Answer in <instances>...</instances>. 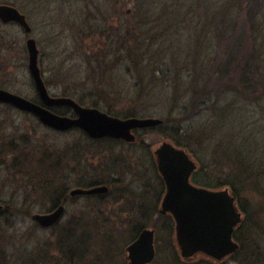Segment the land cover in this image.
I'll return each mask as SVG.
<instances>
[{
    "label": "rangeland",
    "instance_id": "1",
    "mask_svg": "<svg viewBox=\"0 0 264 264\" xmlns=\"http://www.w3.org/2000/svg\"><path fill=\"white\" fill-rule=\"evenodd\" d=\"M0 3L26 14L52 95L82 99L120 118L163 120L137 128L130 144L94 140L77 128L57 131L30 112L0 103V203L9 206L0 214V264H20L23 248L41 253V259L60 257L61 241L67 245L69 239L60 231L66 225L74 229L71 220L79 212L99 218L96 244L88 228L87 234L82 230L94 248L86 252L91 264H106V258L108 264H131L126 247L143 227L157 230L150 264H214L182 262L171 220L143 209L155 204L162 190L150 146L167 138L183 143L200 162L198 180L234 185L253 217L237 232L244 248L225 264L246 263L243 250L264 256V0ZM27 38L21 26L0 22V87L39 101ZM250 59V68L262 73L251 89L243 85ZM73 113L68 107L65 115ZM44 183L65 190L61 226L41 228L32 219L54 201L55 196L41 195ZM96 183L109 185L111 192L93 200L69 196L73 188ZM29 206L32 213L26 214L23 207ZM12 216L15 223L6 220ZM44 260L41 264H60Z\"/></svg>",
    "mask_w": 264,
    "mask_h": 264
},
{
    "label": "water",
    "instance_id": "2",
    "mask_svg": "<svg viewBox=\"0 0 264 264\" xmlns=\"http://www.w3.org/2000/svg\"><path fill=\"white\" fill-rule=\"evenodd\" d=\"M130 13V10L127 11ZM0 18L17 21L26 32L32 30L26 16L18 8L0 4ZM29 69L41 103L0 87V103L10 104L19 110L36 115L39 120L56 130L66 131L73 127L85 130L91 137L112 136L135 141L137 128H148L163 123L160 118H120L94 108L83 106L71 97L52 96L45 84L39 67V48L35 38L27 40ZM69 106L76 116L59 115L49 107ZM156 163L165 185L161 212L171 214L176 222V245L183 261L193 262L204 256L222 263L235 253L240 244L234 231L242 226L245 215L239 208L237 194L230 187L210 189L191 182L192 174L200 168L199 161L185 147L164 140L154 148ZM106 185L91 188H73L71 196L98 195L108 192ZM3 205L0 204V212ZM65 204L46 213H35L32 218L42 227L57 224L65 214ZM154 230L145 229L139 238L127 247L132 264H147L155 258Z\"/></svg>",
    "mask_w": 264,
    "mask_h": 264
},
{
    "label": "trees",
    "instance_id": "3",
    "mask_svg": "<svg viewBox=\"0 0 264 264\" xmlns=\"http://www.w3.org/2000/svg\"><path fill=\"white\" fill-rule=\"evenodd\" d=\"M250 41H251V39L248 38V40L246 42L249 43ZM250 57L252 58L253 56H250ZM251 61L252 60L250 59L247 62V66L249 68H248V70H246L247 72H245L247 74L246 75L247 78H246L245 82H243V85L245 86V88H249V89H251L252 87L256 86L255 82H257V78H256L257 75L258 74L260 76L262 75V73H259V72L255 73L254 72L255 68H253V69L250 68V66H252V64H253V63L251 64ZM221 75H224V74H221ZM204 89L206 90L207 88H204ZM74 99H76L81 104L84 103L82 99H79V98L78 99L74 98ZM52 110L55 111L56 113H59V114H65L66 111H68V107H55ZM176 143L179 144V145L185 146L183 143H180V142H176ZM206 183L207 184H205V185L212 186V187H215V186H218V185H221V184L222 185H228L237 193L238 198L240 196L239 190L236 189V187L234 185L228 183L227 181H219L217 183H211V182H206ZM44 184H45V187L42 189L41 195L43 197L44 196L45 197H48V196L54 197L55 196L54 201L52 202V205L49 207V209L47 211L51 210L53 207L57 206L58 204L67 201L66 199L61 200V196L63 194H65V190L63 188L61 189L59 186L58 187H52V186H47L46 183H44ZM97 184H99V183H96V185ZM107 195L108 194L100 195V196H94V197L88 196V197H84V198L90 199V200L102 199L103 197H106ZM75 198H78V197H75ZM67 199H68V197H67ZM239 205H240L241 209L243 210V212L245 213V222L247 220L249 221L250 218L252 219L253 217L250 214L249 209H247L243 204H241L240 200H239ZM8 207H9L8 205H5L4 211L1 213L2 215H4L6 210H8ZM23 208H24L23 212H25L26 214H31L32 213V209L31 208H33V207L29 206L27 209H25V207H23ZM13 216L11 218L7 217L6 220L12 222L14 220ZM98 220H99L98 217L91 216L90 214L87 217L86 213H82V212L77 213L74 216V218L71 220V221H74L73 222L74 225H75L74 229L67 230L66 229L67 225H66V227L63 226L61 231H60L61 236L64 234L63 235L64 237L69 238L68 242H67V245L66 244L64 245V242H63L64 239H62V241H61L60 257H56V256L48 257V256H45L44 259L49 258V259H52L54 263L55 262H57V263L59 262L60 264H83V263L84 264H91L89 261H86L87 260L86 252L88 250H94V248H92V249H91V247L89 248V241H88V243H87V241H84V237L82 235V233H83L82 230L84 229V233L83 234H87V230L86 229L88 228V232L93 234V236H92L93 240H92L91 244H93V245L96 244L97 239L95 237H97V233H98V226H99L98 225ZM12 223H15V222H12ZM56 226H58V224ZM59 226H61V223H59ZM80 227H81V230H80ZM78 233H80V235ZM75 235H77V237H75ZM75 238L77 239V244L76 245L73 244V241H74ZM236 238L241 244V247H240L239 251L237 252V253H239L244 248V241H242L240 239L238 233L236 234ZM108 248H109L108 250H110V247H108ZM18 251L22 255L19 258V261H21L20 264H34V263H36V264L40 263L41 264V263L46 262L44 259H41L42 258L41 257V253H37L36 252V256H34V255H32L33 251H31V250H29L27 248L18 249ZM242 254H244V256H246V260H248L244 264H264V256L261 257L263 254H261L260 256L255 255L256 253L254 254L251 249L243 250ZM98 259L100 261H104L103 255L99 256ZM104 262H106V264H108V258H106V261H104ZM92 264H94V263H92Z\"/></svg>",
    "mask_w": 264,
    "mask_h": 264
},
{
    "label": "flooded vegetation",
    "instance_id": "4",
    "mask_svg": "<svg viewBox=\"0 0 264 264\" xmlns=\"http://www.w3.org/2000/svg\"><path fill=\"white\" fill-rule=\"evenodd\" d=\"M5 4H8V3H5ZM8 5H12V6H14V7H16L17 8V6H15V5H13V4H8ZM20 10V9H19ZM20 12H22L21 10H20ZM23 13V12H22ZM25 16H26V14L25 13H23ZM26 19H27V16H26ZM28 21V20H27ZM0 22L3 24V25H10V24H16V25H19V26H21L22 28H23V30H24V32L28 35V38H30V37H33V36H31V32H32V30H31V32H26L25 31V28L19 23V22H17V21H9V22H5V21H3L1 18H0ZM28 23H29V21H28ZM30 24V23H29ZM27 38V39H28ZM34 38V37H33ZM36 40V39H35ZM36 42H37V40H36ZM37 45H38V43H37ZM40 50V49H39ZM137 129H134L133 130V133H135V131H136ZM135 135H136V133H135ZM137 136V135H136ZM91 139H94V140H102V139H111V140H120V141H123V142H126V143H130V144H133V143H135V141H132V142H129V141H126V140H124V139H122V138H116V137H112V136H106V137H102V138H91ZM136 140H137V138H136ZM175 143V145H177V146H183V145H179V144H177L176 142H174ZM158 143H155V144H152L151 146H150V148H151V155H152V158H153V161H154V164H155V166H156V171H157V173H158V175H160L159 174V172H158V170H157V163H156V158H155V154H154V147L157 145ZM185 148H187L189 151H190V149L188 148V147H186V146H184ZM201 166V165H200ZM200 170V169H199ZM199 170H197V171H195L193 174H192V176H191V182L193 183V184H195V185H198V186H205V187H211V188H221V187H226L227 185H218V186H215V187H212V186H207V185H205V184H207L205 181H200V180H198L197 178H196V176H195V174L199 171ZM160 177H161V180H162V190H161V192H159L160 193V196H159V199H158V201L157 202H155V204L154 203H152V205L151 206H148L147 204V206L145 207L144 205H142L143 206V209H156V211H158V213L161 215V216H163V217H167V218H169L171 221H170V224H171V235H172V239H173V243H174V245H175V240H176V222H175V220H174V218H173V216L171 215V214H164V213H162L161 212V206H162V201H163V198H164V195H165V192H166V185H165V182H164V180H163V178H162V176L160 175ZM96 184H92V186H95ZM100 185H107V184H100ZM91 187V186H90ZM107 187L109 188V190H108V192H106V193H104V194H98V195H88V196H90V197H94V196H100V195H106V194H109L110 192H111V187L109 186V185H107ZM157 192H158V189H157ZM87 196V197H88ZM71 197V196H70ZM76 197V196H75ZM75 197H72V198H75ZM78 197H86V196H78ZM66 203H67V201H65L64 202V204H65V207H66V209H65V214H66V211H67V206H66ZM156 204H157V208H156ZM54 208V207H53ZM52 208V209H53ZM125 208H127V207H125ZM51 209V210H52ZM143 209H140V211L142 212V214H144L145 213V211L143 210ZM52 228V227H51ZM241 228V227H240ZM240 228L238 227L235 231H234V234H233V237H234V239L236 240V241H238L237 240V238H236V234H237V232L240 230ZM144 229H152V230H154V245H155V250H156V234H157V230H156V228H149V227H143V229H141L140 230V232H139V234L136 236V238L131 242V243H129L128 245H127V247L130 245V244H132L133 242H135L138 238H139V236L141 235V233L143 232V230ZM240 243V242H239ZM127 247H126V252H127V255H128V250H127ZM177 247V246H176ZM233 256V255H232ZM128 257V256H127ZM155 257H156V251H155ZM155 259V258H154ZM154 259H153V261H154ZM228 259H226V260H224L222 263H217V262H215V261H213V260H209V261H212L214 264H225V262L227 261ZM152 261V262H153ZM129 262H130V260H129ZM151 262V263H152ZM131 263V262H130ZM132 264V263H131Z\"/></svg>",
    "mask_w": 264,
    "mask_h": 264
}]
</instances>
